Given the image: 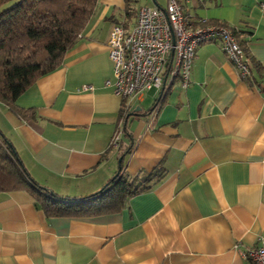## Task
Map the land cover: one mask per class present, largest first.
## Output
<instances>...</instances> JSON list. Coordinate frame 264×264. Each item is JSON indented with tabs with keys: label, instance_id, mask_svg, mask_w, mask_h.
<instances>
[{
	"label": "crops",
	"instance_id": "1",
	"mask_svg": "<svg viewBox=\"0 0 264 264\" xmlns=\"http://www.w3.org/2000/svg\"><path fill=\"white\" fill-rule=\"evenodd\" d=\"M177 1L192 25L234 28L250 73L242 78L218 41L202 42L186 86L174 78L160 99L153 89L130 100L121 127L123 100L104 85L106 42L112 24L130 28L136 15L125 0H97L61 65L15 100L28 117L0 102V145L12 146L39 197L78 207L95 204L82 198L120 165L137 183L156 166L164 176L115 211L78 216L46 215L27 191H1L0 264H248L264 240V0Z\"/></svg>",
	"mask_w": 264,
	"mask_h": 264
},
{
	"label": "trees",
	"instance_id": "2",
	"mask_svg": "<svg viewBox=\"0 0 264 264\" xmlns=\"http://www.w3.org/2000/svg\"><path fill=\"white\" fill-rule=\"evenodd\" d=\"M125 1L126 13L135 12L136 15L139 0ZM96 3L97 0H0V102L9 110L20 118L28 117L29 109L18 107L15 100L37 78L61 65L66 52L78 41ZM231 30L235 36V29ZM250 70L249 67V73ZM122 100L121 127L129 105L126 99ZM143 174L138 183V177L129 180L120 165L115 176L103 188L82 198L97 202L78 207L66 204L64 199L52 198L53 193L39 197L42 189L25 171L12 146L9 143L0 145V192L25 190L39 201L46 215L78 216L115 211L130 195L149 188L151 183L164 176L158 166ZM247 260L248 264H257L250 257Z\"/></svg>",
	"mask_w": 264,
	"mask_h": 264
},
{
	"label": "built area",
	"instance_id": "3",
	"mask_svg": "<svg viewBox=\"0 0 264 264\" xmlns=\"http://www.w3.org/2000/svg\"><path fill=\"white\" fill-rule=\"evenodd\" d=\"M264 9V3L260 4ZM216 40L239 75L249 74L243 49L231 28L221 24L192 25L183 15L177 0H167L164 8L140 5L134 24L125 28L121 23L112 24L107 38V53L112 64V78L104 85L129 103L147 90L154 89L162 95L166 81L174 78L186 86L195 48L202 42ZM90 89L91 85H83ZM157 102L152 110L155 114ZM120 130L111 137L110 145L117 147ZM257 264H264V240L247 253Z\"/></svg>",
	"mask_w": 264,
	"mask_h": 264
},
{
	"label": "rangeland",
	"instance_id": "4",
	"mask_svg": "<svg viewBox=\"0 0 264 264\" xmlns=\"http://www.w3.org/2000/svg\"><path fill=\"white\" fill-rule=\"evenodd\" d=\"M140 2H142L143 0H139ZM153 89L149 90L148 92H151Z\"/></svg>",
	"mask_w": 264,
	"mask_h": 264
}]
</instances>
